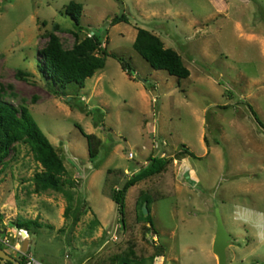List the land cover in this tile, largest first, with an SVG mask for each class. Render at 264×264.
<instances>
[{
    "label": "rangeland",
    "instance_id": "obj_1",
    "mask_svg": "<svg viewBox=\"0 0 264 264\" xmlns=\"http://www.w3.org/2000/svg\"><path fill=\"white\" fill-rule=\"evenodd\" d=\"M72 1L83 6L81 27L66 14ZM121 14L129 23L113 26ZM138 28L178 52L190 76L153 70L133 48ZM94 33L110 54L105 67L82 89L59 88L42 50L51 37L71 50ZM0 98L27 107L65 156L60 191L35 193L43 169L24 142L0 164V245L18 261L133 264L160 248L153 264H218L219 208L232 237L227 264H264V128L249 109L264 123V0H0ZM77 126L101 140L96 160ZM151 157L170 163L130 187L121 212L111 192ZM143 193L156 234L138 220ZM80 201L74 225L64 213ZM18 220L41 224L24 230L25 253Z\"/></svg>",
    "mask_w": 264,
    "mask_h": 264
},
{
    "label": "trees",
    "instance_id": "obj_2",
    "mask_svg": "<svg viewBox=\"0 0 264 264\" xmlns=\"http://www.w3.org/2000/svg\"><path fill=\"white\" fill-rule=\"evenodd\" d=\"M82 12L83 6L79 3L72 1L66 6V14L71 17L76 27H81ZM120 23H129V19L125 14L118 15L111 21L113 26ZM133 48L153 70L165 71L179 80L187 79L190 76V70L184 64L181 55L172 48H166L164 42L149 30L138 28ZM109 56V52L103 49L101 37L96 33L76 43L71 50H65L56 37H51L48 45L41 52L42 61L40 63L43 72L59 88L63 89L74 83L82 89L85 87L87 79L92 78L98 70L105 67ZM115 58L119 61L126 75L134 77L131 62L120 57ZM249 109L256 123L264 128V123L251 105H249ZM82 111L87 115L93 113L85 107L82 108ZM77 128L87 141L90 159L96 160L100 152L101 140L94 134H86L80 126H77ZM19 142H24L30 147L36 161L40 163L43 169L41 172H37L33 178L35 193L62 190L64 185L63 176L66 174L64 160L56 152V149L40 129L27 107L17 109L14 105L6 103L0 98V164L8 157L13 145ZM169 163L170 160L168 159L151 157L144 168L129 178L123 190H120L119 186L118 189L111 192V199L117 208L121 212L124 210L126 192L130 187L162 173ZM145 202H148V215H144L143 212ZM152 202L153 200L149 195L145 193L140 195L137 203L138 220L144 222L148 230L147 233L151 230L156 234L150 210ZM84 205V201H80L73 210L68 207L64 213L65 217L71 215L73 224H77L80 217L85 214V211H82ZM14 226L20 230H26L29 234L33 227L40 228L41 224L37 220H18ZM0 247L3 249L1 245ZM157 250L149 260L139 259L135 260L133 264H147L148 261L149 264H153L155 258L164 256L160 248ZM19 262L20 264H26L25 257L23 256ZM7 264L12 263L7 262Z\"/></svg>",
    "mask_w": 264,
    "mask_h": 264
},
{
    "label": "water",
    "instance_id": "obj_3",
    "mask_svg": "<svg viewBox=\"0 0 264 264\" xmlns=\"http://www.w3.org/2000/svg\"><path fill=\"white\" fill-rule=\"evenodd\" d=\"M143 82L146 83L145 81ZM61 158L62 160H64L65 156L62 155ZM185 176L188 177V174H185ZM128 181L129 178H126L122 182L119 189L123 190ZM143 212L144 215L149 214L148 202H145L143 204ZM215 216L217 220V232L213 243V254L217 257L218 264H227V249L232 243V237L229 235L224 226L219 208L215 209ZM21 234L23 236L22 252H24L26 249H29L30 240L26 232L22 231ZM7 262H10L12 264H20V262L16 258L9 255L4 249L0 247V264H7Z\"/></svg>",
    "mask_w": 264,
    "mask_h": 264
},
{
    "label": "built area",
    "instance_id": "obj_4",
    "mask_svg": "<svg viewBox=\"0 0 264 264\" xmlns=\"http://www.w3.org/2000/svg\"><path fill=\"white\" fill-rule=\"evenodd\" d=\"M24 231V230H22ZM26 232V231H24ZM27 233V232H26ZM23 237V236H22ZM26 264H43L42 262L36 260L35 258L33 257H28L27 260H26Z\"/></svg>",
    "mask_w": 264,
    "mask_h": 264
},
{
    "label": "crops",
    "instance_id": "obj_5",
    "mask_svg": "<svg viewBox=\"0 0 264 264\" xmlns=\"http://www.w3.org/2000/svg\"><path fill=\"white\" fill-rule=\"evenodd\" d=\"M214 257H215V255H214ZM216 259V258H215ZM216 261H217V259H216Z\"/></svg>",
    "mask_w": 264,
    "mask_h": 264
}]
</instances>
